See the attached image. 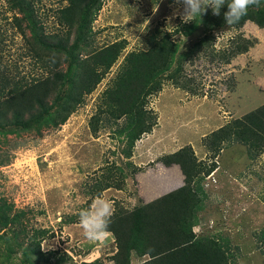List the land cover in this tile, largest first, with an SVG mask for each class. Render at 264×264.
<instances>
[{
  "label": "rangeland",
  "instance_id": "rangeland-1",
  "mask_svg": "<svg viewBox=\"0 0 264 264\" xmlns=\"http://www.w3.org/2000/svg\"><path fill=\"white\" fill-rule=\"evenodd\" d=\"M99 2L102 7L91 26L89 52L98 53L123 40L126 48L94 93L87 96L86 103L64 125L42 134L23 132L6 139L0 136V197L13 206L12 214L25 212L23 220L29 231H48L41 246L44 252H67L73 258L70 264L97 259L102 264H115L111 260L116 252L112 234L101 243L88 240L78 223L79 212L89 208L97 197L112 203V213L118 208L132 210L144 201L145 194L153 199L162 197L183 180L178 165L167 167L162 159L189 146L199 161L200 185L205 194L200 224L194 232L219 240L235 264H264L260 241L264 230V153L251 160L242 145L225 142L218 146L219 152L207 139L264 104L261 89L245 84L246 77L249 80L255 73L264 75V59L249 55L253 47L261 50V43L257 42L258 49L256 44L247 53L231 57L239 37L264 40V29L247 22L240 30H218L213 45L195 52L182 65L180 74L166 78L162 90L149 100L157 126L136 143L131 159L142 171L135 180L124 182L120 169L127 174L131 171L122 153L124 145L108 128L95 134L90 125L99 98L128 54L147 50L152 38L174 35L179 25L193 15L185 20L184 5L174 4L173 0ZM66 3H37L47 29L55 28L54 13ZM9 7L8 0H0V59L17 74L36 76L42 71L31 59L33 52L15 23L26 24L13 20L15 12ZM174 39L181 42L186 53L198 37L175 34ZM261 52L264 54V47ZM175 69L176 66L169 74ZM233 71H237L239 81ZM108 168L114 172V187L100 195L97 191L91 193L98 181L106 179ZM15 231L16 227L0 224V264H25L23 249L15 245L11 251ZM30 235H22L17 242H24L26 247Z\"/></svg>",
  "mask_w": 264,
  "mask_h": 264
},
{
  "label": "trees",
  "instance_id": "trees-1",
  "mask_svg": "<svg viewBox=\"0 0 264 264\" xmlns=\"http://www.w3.org/2000/svg\"><path fill=\"white\" fill-rule=\"evenodd\" d=\"M99 1L66 0V5L55 11V28L50 30L37 9L40 0H8L10 11L15 12L13 20L26 24L15 23L33 52L31 59L42 72L27 78L4 66L0 59L2 139L23 132L42 134L47 129L64 125L86 103L87 96L94 93L119 60L126 48L124 40L98 53L89 52V37L93 35L91 26L102 7ZM227 11L226 0L219 16L213 15L209 7L179 25L175 34L198 37L193 48L186 53H183L181 42L174 39L175 34H165L152 38L147 50L128 54L112 84L99 98L90 125L95 134L108 128L124 145L122 153L131 168L129 174L120 169L124 182L129 178L135 180L142 171L131 159L136 143L157 126V116L149 107V100L162 90L166 78L180 74L182 65L195 52L213 45L216 31L225 28L240 30L247 22L264 29V0L259 7H249L247 14L231 26L224 19ZM257 42V39L239 37L231 57L247 53ZM174 66L175 71L169 74ZM207 139L214 150H219L218 146L225 142L242 145L248 150L250 159L256 160L264 153V104L223 126ZM162 162L167 167L180 166L185 177L184 185L150 203L142 201L132 210L118 208L112 213L109 232L114 237L116 252L111 260L115 264H132L135 259L143 261L141 264H235L227 254L228 248L225 249L219 240L194 232L200 224L205 194L193 148L185 147L166 156ZM111 169L108 168L106 179L98 181L91 193L97 191L100 195L114 187ZM118 189H122L121 186ZM12 209L13 206L0 197V224L16 227L11 251L15 245L23 249L25 264L73 263L67 252H44L41 246L48 231H29L23 220L25 212L12 214ZM29 233L32 235L26 247L24 242H17L22 235ZM260 241L264 248V230ZM261 252L264 254V249ZM101 262L97 259L85 264Z\"/></svg>",
  "mask_w": 264,
  "mask_h": 264
},
{
  "label": "clouds",
  "instance_id": "clouds-1",
  "mask_svg": "<svg viewBox=\"0 0 264 264\" xmlns=\"http://www.w3.org/2000/svg\"><path fill=\"white\" fill-rule=\"evenodd\" d=\"M173 2L177 5H184L183 16L186 20L189 16L205 12L209 7L212 9L213 15L219 16L226 0H173ZM260 5L261 0H227L228 11L224 13L226 24L231 26L239 22L247 14L249 7H259ZM112 208L113 205L110 201L97 197L89 208L79 212L78 223L83 229L85 238L95 243H101L109 237Z\"/></svg>",
  "mask_w": 264,
  "mask_h": 264
},
{
  "label": "crops",
  "instance_id": "crops-1",
  "mask_svg": "<svg viewBox=\"0 0 264 264\" xmlns=\"http://www.w3.org/2000/svg\"><path fill=\"white\" fill-rule=\"evenodd\" d=\"M258 40V39H257ZM258 42L259 43H261V46H259L260 47V49L261 50H263V45H264V40H258ZM259 43L256 45V47L259 45ZM257 49H258V47H257ZM261 50H255V47H253L252 48V52L251 53H249V55H251V56H253V57H255L256 59H259V60H261V58L262 59H264V54L261 52ZM258 51V52H257ZM254 63V62H253ZM253 70H255V68H252ZM234 70H235V68H234ZM242 72V70L241 71H239V73H241ZM233 73H234V75H235V77H237V81H239V75L237 74V71H233ZM245 84H249V85H252L255 89H257V90H259V89H261V91H259V93H263V94H261V95H263L264 96V75H262V74H260V75H257L256 73L255 74H253L252 76H250L249 77V80H248V77H246V82H245ZM258 94V93H257ZM264 98V97H263ZM262 98V99H263ZM262 99H261V101H262ZM179 167V166H178ZM180 168V167H179ZM180 171H181V169H180ZM176 173L177 172H175V175H176ZM180 175L183 177L182 179V183L179 185V186H177V187H175V188H173V189H171V190H169V191H167V193H165V194H168V193H170L171 191H174V190H176V189H178V188H180V187H182L183 185H184V179H185V177H184V175H183V173H182V171L180 172ZM176 179H178V176L176 177ZM173 180V179H172ZM179 180V179H178ZM164 194V195H165ZM143 195V194H142ZM163 196V195H162ZM154 197H150V196H148L147 194H145V196L143 195V200H144V202H146V203H149V202H152V201H154V200H156V199H158V198H155V199H153ZM141 263H143V261H139L138 259H135V260H133V263L132 264H141ZM238 264V263H237Z\"/></svg>",
  "mask_w": 264,
  "mask_h": 264
}]
</instances>
